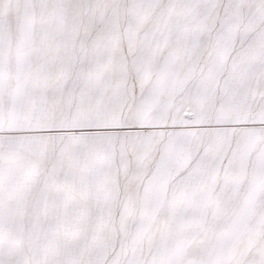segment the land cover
Instances as JSON below:
<instances>
[{"label": "snow or ice", "instance_id": "1", "mask_svg": "<svg viewBox=\"0 0 264 264\" xmlns=\"http://www.w3.org/2000/svg\"><path fill=\"white\" fill-rule=\"evenodd\" d=\"M0 264H264V0H0Z\"/></svg>", "mask_w": 264, "mask_h": 264}]
</instances>
